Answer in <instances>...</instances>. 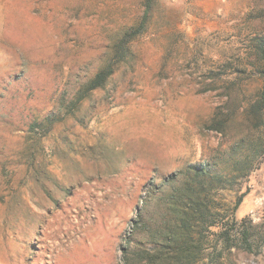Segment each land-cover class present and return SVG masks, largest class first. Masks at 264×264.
I'll return each mask as SVG.
<instances>
[{
    "label": "rangeland",
    "instance_id": "obj_1",
    "mask_svg": "<svg viewBox=\"0 0 264 264\" xmlns=\"http://www.w3.org/2000/svg\"><path fill=\"white\" fill-rule=\"evenodd\" d=\"M145 2L0 0V264L173 256L152 229L190 207L193 164L207 223L264 217V0H152L122 43ZM207 237L191 264H264V239Z\"/></svg>",
    "mask_w": 264,
    "mask_h": 264
},
{
    "label": "trees",
    "instance_id": "obj_2",
    "mask_svg": "<svg viewBox=\"0 0 264 264\" xmlns=\"http://www.w3.org/2000/svg\"><path fill=\"white\" fill-rule=\"evenodd\" d=\"M145 1V9L141 19L135 26H132L123 32V38L121 39L122 43L133 39L145 29V24L149 17L150 2L152 0ZM122 43L113 46V58L120 56L122 59L127 54V46ZM114 70L115 64L112 61L107 62L99 68L94 75L80 87L77 96L72 103L77 105L79 101L83 99L84 95L103 87L107 79L113 74ZM261 99L264 101V85L262 88ZM190 168L191 169L188 170V173L192 171L193 174L189 176L182 186L176 188V192L183 189L185 190V195H187V198L189 199L188 204H190V207L188 209L178 208L179 210L176 213H172L171 217H166L160 222V224H156L152 229V232L155 235H153V240L150 241V243L154 244L155 248L160 251H171L173 256L164 257L162 256L164 254L163 252L151 253L145 246L142 248H137V246L132 248V250L137 249L141 250V253H145L143 258L146 261H150L149 264H172V259L175 260V263L173 264H191V258L193 257L194 252L201 251L202 241L208 239L207 236L209 235H217L226 239L228 233L235 230L236 237L241 241L244 240L249 243V245H253L252 243L257 244L261 239H264V217H262L261 221L255 224H252L248 216H243L239 220L232 217V227L230 229L227 227L225 228V223L221 221L207 223V219L201 211L199 195L193 193V190L198 187V184H201L200 181L197 180L199 177L205 175L206 168L202 166L200 167L197 164L191 165ZM242 195L243 194H240L237 197L234 209L241 202ZM177 197L179 201L182 200L180 195ZM140 223H142V221H135V231H147L143 228H137ZM147 224L144 222L145 226H147ZM188 252H193V254L190 256V254H187Z\"/></svg>",
    "mask_w": 264,
    "mask_h": 264
}]
</instances>
